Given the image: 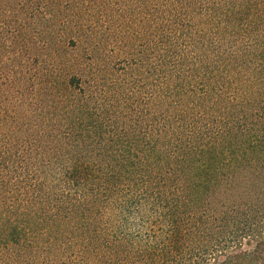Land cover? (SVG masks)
Segmentation results:
<instances>
[{
  "label": "trees",
  "instance_id": "obj_1",
  "mask_svg": "<svg viewBox=\"0 0 264 264\" xmlns=\"http://www.w3.org/2000/svg\"><path fill=\"white\" fill-rule=\"evenodd\" d=\"M147 4L144 93L0 115V264H264V0Z\"/></svg>",
  "mask_w": 264,
  "mask_h": 264
},
{
  "label": "rangeland",
  "instance_id": "obj_2",
  "mask_svg": "<svg viewBox=\"0 0 264 264\" xmlns=\"http://www.w3.org/2000/svg\"><path fill=\"white\" fill-rule=\"evenodd\" d=\"M50 2V10L36 5L8 9L9 18L0 9V115L7 117V108L13 115L14 109L27 115L35 109L42 113L49 96L48 78L55 77L61 88L65 76L77 74L82 77L80 88L70 91L74 96L68 94L66 102L88 107L92 117L86 119L93 127V106H98L100 93L119 87L139 88L140 80L149 73L147 63L155 60L151 51L145 54L148 42L144 26H148L150 8L147 0ZM9 29L16 32L6 39ZM58 30L64 33L62 39ZM87 152L93 154V149ZM122 215L118 224L135 222L134 216ZM152 227L162 228L156 216Z\"/></svg>",
  "mask_w": 264,
  "mask_h": 264
}]
</instances>
